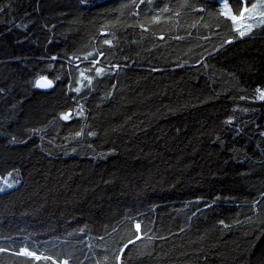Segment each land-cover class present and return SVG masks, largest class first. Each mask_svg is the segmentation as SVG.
I'll return each instance as SVG.
<instances>
[{"label":"trees","instance_id":"trees-1","mask_svg":"<svg viewBox=\"0 0 264 264\" xmlns=\"http://www.w3.org/2000/svg\"><path fill=\"white\" fill-rule=\"evenodd\" d=\"M65 261L264 264V23L0 0V264Z\"/></svg>","mask_w":264,"mask_h":264},{"label":"rangeland","instance_id":"rangeland-1","mask_svg":"<svg viewBox=\"0 0 264 264\" xmlns=\"http://www.w3.org/2000/svg\"><path fill=\"white\" fill-rule=\"evenodd\" d=\"M221 10L227 17L233 19L237 27L245 28H253L259 26L264 23V0H259L255 5L251 7L245 8L244 13L241 16H236L233 14L232 9L229 5L228 0H221ZM6 186L10 188H14L18 185L9 184L8 182H4ZM31 253L33 257H39L37 254L32 253L26 249L22 251V254ZM63 264H68L67 261L63 262Z\"/></svg>","mask_w":264,"mask_h":264},{"label":"water","instance_id":"water-1","mask_svg":"<svg viewBox=\"0 0 264 264\" xmlns=\"http://www.w3.org/2000/svg\"><path fill=\"white\" fill-rule=\"evenodd\" d=\"M37 86L41 89H48L51 87V84L46 78H41L38 80Z\"/></svg>","mask_w":264,"mask_h":264},{"label":"snow or ice","instance_id":"snow-or-ice-1","mask_svg":"<svg viewBox=\"0 0 264 264\" xmlns=\"http://www.w3.org/2000/svg\"><path fill=\"white\" fill-rule=\"evenodd\" d=\"M137 227H139V225H137ZM26 255H31V253H25Z\"/></svg>","mask_w":264,"mask_h":264}]
</instances>
